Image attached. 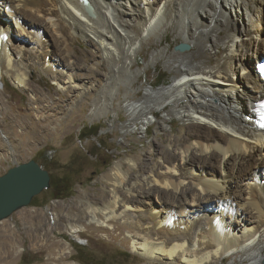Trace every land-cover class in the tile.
Instances as JSON below:
<instances>
[{"label": "bare ground", "instance_id": "1", "mask_svg": "<svg viewBox=\"0 0 264 264\" xmlns=\"http://www.w3.org/2000/svg\"><path fill=\"white\" fill-rule=\"evenodd\" d=\"M0 7L4 14L0 66L6 64L16 73L17 87L26 85L17 68L28 55L42 60V67L62 90L77 89L84 96L87 90L74 74L80 68L74 60L88 61L97 53L110 68L108 85L132 77L133 86L142 73H133L139 53L162 47L169 31L177 34L188 50L168 57L164 47L151 61L153 65L168 58L171 84L147 90L142 100L127 104L126 111L131 122H140L142 128L149 126L148 117L168 107L189 124L173 140L160 138L172 148L163 156V172L158 168L146 175L135 168L131 172L143 179V202L132 196L138 182L129 179L125 184L121 167L105 173L102 178L113 190L101 194L99 203L109 200L99 213L116 224L134 211L132 247L148 260L175 264L179 258L181 264H214L231 258L233 264H262L264 164L252 160L264 150V131L256 124V106L264 101V80L256 68L264 60V0H0ZM14 31L31 46L11 40ZM47 31L60 39L62 58L50 49ZM74 38L97 53L74 55L67 46ZM169 120L157 125L158 130ZM212 162L218 164V177L204 175ZM230 162L232 169L226 170ZM152 197L157 198L156 205L146 203ZM6 243L0 247V261L11 264L6 260L13 251ZM69 248L66 243L61 252Z\"/></svg>", "mask_w": 264, "mask_h": 264}, {"label": "rangeland", "instance_id": "2", "mask_svg": "<svg viewBox=\"0 0 264 264\" xmlns=\"http://www.w3.org/2000/svg\"><path fill=\"white\" fill-rule=\"evenodd\" d=\"M3 17L0 7V18ZM242 18L248 24L245 13ZM36 23L40 24L39 21ZM17 32L20 33H12L11 40L24 41L30 47L31 43L19 37ZM55 38L52 33L46 32L50 49L62 58L60 39ZM70 44V41L67 42L68 50H73L74 55L97 53L81 38H74L71 47ZM180 44H184L183 40L169 31L164 36L162 47L142 50L133 66L135 75L139 76V71L142 73L133 86L132 77H124L113 86L108 85L105 78L110 68L106 60L100 58L101 54L97 53L88 61L74 60L80 65L74 74L84 82L87 90L84 96L77 89L62 90L53 83L39 58L27 55V60L20 64V69L17 68L25 75L26 85L22 87L15 85L14 71L9 70L6 64L0 66V176L17 165L33 160L48 169V173L55 178L56 194L61 193L62 182L72 186L67 196L57 200L50 192L44 191L32 200L29 207L0 222V247L8 242L10 253L13 251L7 263L164 264L148 260L134 251L132 246L137 225L134 211L128 212L126 220L110 223L99 213L109 197L104 203L98 200L101 194L108 195L113 190L102 176L114 166H119L125 175V184L129 179V183L138 182L132 196L137 202H143L140 194L144 187L143 179L140 174L133 177L131 172L134 168L145 175L157 168L163 172L160 169L163 156L169 154L172 148L169 142L162 144L160 138L166 136L168 140H173L177 132L189 124L172 114V107H168L157 112L155 117H148L149 126L142 128L140 122H131L126 111L127 104L142 100L147 90L171 84L168 58L164 57L153 65L151 61L164 47H168V57L180 54L173 51ZM229 64L228 72L232 75ZM251 65L250 69L253 63ZM152 82H155L154 86L150 85ZM169 118L163 130H158L157 125ZM97 131V137H90ZM263 151L258 150L256 156H259L252 161L264 164ZM231 164L226 170L232 169ZM213 173L214 177L219 176L216 162L210 163L204 171L208 177ZM121 191L119 189V194H122ZM156 200L152 197L146 203L156 205ZM135 205L143 206L140 203ZM91 212L94 220H91ZM74 230L78 233L73 234ZM66 243L70 248L61 252ZM175 264H181V260L178 258ZM214 264H233V260L228 258Z\"/></svg>", "mask_w": 264, "mask_h": 264}, {"label": "water", "instance_id": "3", "mask_svg": "<svg viewBox=\"0 0 264 264\" xmlns=\"http://www.w3.org/2000/svg\"><path fill=\"white\" fill-rule=\"evenodd\" d=\"M86 10L90 13L88 6ZM186 50L188 47L185 44L173 48L174 52ZM50 180L48 171L33 160L17 165L0 176V222L29 207L35 197L49 190Z\"/></svg>", "mask_w": 264, "mask_h": 264}, {"label": "trees", "instance_id": "4", "mask_svg": "<svg viewBox=\"0 0 264 264\" xmlns=\"http://www.w3.org/2000/svg\"><path fill=\"white\" fill-rule=\"evenodd\" d=\"M161 85V83L159 84ZM92 128H89V130H91ZM84 130V129H83ZM99 134V131H97L96 133L92 134L90 137H97ZM84 138H82L83 140ZM43 169L47 170L49 172L48 169H46L43 165L39 164ZM50 188L48 190V192H50V194H52L53 199L57 200V199H61L62 196H67V194L71 191V185H69V183L67 182H62L61 180V187L62 190H60V194H56L57 192V187H56V180L55 178L50 174Z\"/></svg>", "mask_w": 264, "mask_h": 264}]
</instances>
